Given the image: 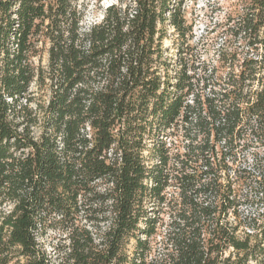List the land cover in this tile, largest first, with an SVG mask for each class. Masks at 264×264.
I'll list each match as a JSON object with an SVG mask.
<instances>
[{
	"label": "trees",
	"instance_id": "16d2710c",
	"mask_svg": "<svg viewBox=\"0 0 264 264\" xmlns=\"http://www.w3.org/2000/svg\"><path fill=\"white\" fill-rule=\"evenodd\" d=\"M185 1L0 0V264H264V0L213 66Z\"/></svg>",
	"mask_w": 264,
	"mask_h": 264
},
{
	"label": "rangeland",
	"instance_id": "374dc122",
	"mask_svg": "<svg viewBox=\"0 0 264 264\" xmlns=\"http://www.w3.org/2000/svg\"><path fill=\"white\" fill-rule=\"evenodd\" d=\"M247 0H186L183 6L185 15L190 24V29L186 34V44L183 48V55L189 62L190 66H197L200 63L217 64L219 59V49L223 45L226 37V28L233 23L232 16L242 10L243 5ZM119 0H73L77 10L83 15L82 27L88 29L95 23L101 22L105 16L107 8L118 3ZM172 54L176 53L175 35L165 41ZM40 57L35 59L36 64L48 63V45L41 44ZM175 58V56H173ZM194 68V67H193ZM191 68V69H193ZM195 71L200 73L197 67ZM192 72V71H190ZM31 90L38 91L36 84L32 85ZM43 98L48 97V91L43 89L40 91ZM35 94L38 95L36 92ZM251 207L243 203L240 207V213L249 214ZM59 237L58 233L49 232L45 237L41 238L44 245L51 249L54 242Z\"/></svg>",
	"mask_w": 264,
	"mask_h": 264
}]
</instances>
